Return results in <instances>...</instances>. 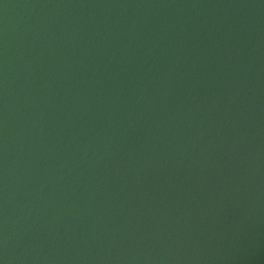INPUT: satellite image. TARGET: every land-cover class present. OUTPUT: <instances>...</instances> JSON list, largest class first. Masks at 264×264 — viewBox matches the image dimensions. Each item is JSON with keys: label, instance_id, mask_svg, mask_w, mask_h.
<instances>
[{"label": "water", "instance_id": "95a60500", "mask_svg": "<svg viewBox=\"0 0 264 264\" xmlns=\"http://www.w3.org/2000/svg\"><path fill=\"white\" fill-rule=\"evenodd\" d=\"M0 264H264V0H0Z\"/></svg>", "mask_w": 264, "mask_h": 264}]
</instances>
